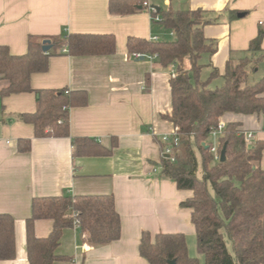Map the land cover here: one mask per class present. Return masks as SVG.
<instances>
[{"label": "crops", "instance_id": "0c3cea01", "mask_svg": "<svg viewBox=\"0 0 264 264\" xmlns=\"http://www.w3.org/2000/svg\"><path fill=\"white\" fill-rule=\"evenodd\" d=\"M143 1L155 8H201L206 17L217 18L203 30L207 38L217 40V50L203 63L220 74L229 58L237 61L248 53L250 40L264 27V0ZM108 2L0 0V45L13 54L26 52L30 35L112 34L116 45L109 55H52L46 72L32 74L34 89L86 92V104L69 108L68 137H35L33 125L17 118L35 110L34 92L0 96V212L14 218L16 248L15 257L0 264H29L25 220L32 198L38 196L112 193L120 215V238L104 245L89 244L77 224L64 228L56 253L68 259L54 264H148L138 252L144 230L195 238L191 211L180 206L192 192L178 189L160 172L158 141L173 130L163 114L171 110L169 79L174 67H161L155 57L134 58L126 44L129 37L160 40L163 26L142 4L132 13L113 14ZM230 11L236 15L231 17ZM240 12L244 15L238 16ZM261 47L264 55V38ZM259 62L264 63V57ZM6 84L0 78V90ZM220 121L238 122L241 131L254 133V141L264 139L260 115L228 112ZM76 137L92 138L106 147L115 141V146L108 155L76 157ZM20 138L31 139L28 152L18 150ZM51 228L50 219L35 221L38 237L47 236Z\"/></svg>", "mask_w": 264, "mask_h": 264}, {"label": "trees", "instance_id": "16d2710c", "mask_svg": "<svg viewBox=\"0 0 264 264\" xmlns=\"http://www.w3.org/2000/svg\"><path fill=\"white\" fill-rule=\"evenodd\" d=\"M142 0H109L108 10L115 14H128L138 9ZM174 35L171 40H147L129 37L130 53L155 54L157 63L168 68L174 64L169 79L171 110L163 114L177 131L178 145L173 147L174 160L160 154L161 175L172 180L178 189L192 192L180 202L191 211L198 253L203 264H264V139L246 145L244 132L238 122L225 123L218 137L217 151L225 145L224 160L215 159L210 150L213 144L211 131L228 112L257 114L264 118V76L247 84V67L254 66L264 56L262 40L264 27H260L249 42L245 55L237 61L229 58L220 74L212 67L207 78H201L205 64L203 54L217 50V40L204 35V27L215 23L201 8H159L152 14ZM236 11H230L234 17ZM52 45L43 52L42 41ZM70 56L109 55L115 52L112 34L72 32L67 35L39 37L30 35L27 50L13 54L7 45H0V78L7 84L0 96L12 93L34 92L36 108L17 115L20 121L30 123L35 137H68L69 108L87 103L85 91L60 89H34L31 76L48 70L49 57L62 53ZM210 65V63H208ZM220 77L219 86H211ZM213 141H212V140ZM160 153L165 146L158 141ZM73 155H108L115 141L108 147L88 137L72 139ZM18 150L28 152L30 138L17 141ZM39 219L52 220V228L45 237H38L34 224ZM77 224L86 241L104 245L120 238V215L112 193H62L54 196L33 197L30 215L25 220L26 255L29 264H54L68 257L56 253L62 231ZM230 241L231 248L226 243ZM138 252L148 264H199L190 256L186 236L181 232L144 230L140 234ZM16 255L14 218L0 212V260Z\"/></svg>", "mask_w": 264, "mask_h": 264}, {"label": "built area", "instance_id": "2783aa9c", "mask_svg": "<svg viewBox=\"0 0 264 264\" xmlns=\"http://www.w3.org/2000/svg\"><path fill=\"white\" fill-rule=\"evenodd\" d=\"M142 5L148 8L151 15L156 12V8L154 6L149 5L147 1H143ZM152 19H153V16H152ZM153 20L159 21L160 17L156 15ZM260 24H262V21H260ZM151 40H158V39L157 37H152ZM61 51L66 52V49L63 48ZM132 55L134 58H140L141 56L143 57L146 56L148 58L156 57L155 54H142L139 52H134ZM172 66L174 67V64H172ZM224 127H225V123L222 121H219L217 126L213 128L211 131V135H212L214 142L211 145L210 150L214 153L215 159H220V153L217 151V145H218V137L222 134V130L224 129ZM243 137H244V141L246 145L249 146L254 141L255 135L253 132L249 131V132H244ZM160 140L163 143H165V146L163 147V150L161 151V155L168 156L170 160L173 161L174 156L172 155V149L173 147H176L179 142L176 129L173 128V130L170 133L163 134Z\"/></svg>", "mask_w": 264, "mask_h": 264}, {"label": "rangeland", "instance_id": "374dc122", "mask_svg": "<svg viewBox=\"0 0 264 264\" xmlns=\"http://www.w3.org/2000/svg\"><path fill=\"white\" fill-rule=\"evenodd\" d=\"M171 39H173L172 32L163 27V31H162L160 40L164 41V40H171ZM206 55L207 54H203V56L201 58L202 62L204 61L207 63L206 60L209 58H208V56L206 57ZM245 55H249V54L246 53V54H244V56ZM211 70H212V67H210V65L209 66L205 65L201 71V78L202 79L207 78ZM247 73H248L247 80H246L247 84L255 83L256 81H258L260 78H262L264 76V63L259 62V63H257L256 66H254L253 64H250L247 67ZM221 83H222V79L220 77H218L212 81L211 86H219ZM186 243H187L188 254L190 256L197 257L199 260V264H203V256L200 253H198V251L196 249L195 238L194 237H187ZM226 243H227L228 247L231 248L230 241L227 238H226Z\"/></svg>", "mask_w": 264, "mask_h": 264}, {"label": "water", "instance_id": "95a60500", "mask_svg": "<svg viewBox=\"0 0 264 264\" xmlns=\"http://www.w3.org/2000/svg\"><path fill=\"white\" fill-rule=\"evenodd\" d=\"M156 10H159V7H156ZM243 15H244L243 12L238 13V16H243ZM51 47H52V45H51L49 39H44L42 41L43 52H48L51 49ZM140 58H143V56H141ZM224 158H225V145H223V147L221 148V151H220V160L222 161V160H224ZM169 264H176L175 260H170Z\"/></svg>", "mask_w": 264, "mask_h": 264}]
</instances>
